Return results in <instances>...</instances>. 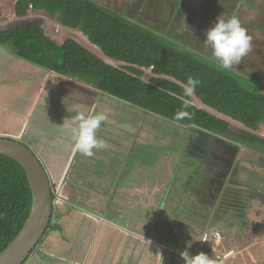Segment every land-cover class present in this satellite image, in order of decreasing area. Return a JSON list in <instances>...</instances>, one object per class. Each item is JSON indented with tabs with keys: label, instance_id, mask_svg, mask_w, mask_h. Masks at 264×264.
<instances>
[{
	"label": "rangeland",
	"instance_id": "374dc122",
	"mask_svg": "<svg viewBox=\"0 0 264 264\" xmlns=\"http://www.w3.org/2000/svg\"><path fill=\"white\" fill-rule=\"evenodd\" d=\"M14 1L0 0V29L24 24L12 17ZM92 1L99 5L103 3L118 12L123 11L127 2ZM176 2L179 6L185 2V6H188L186 13L194 15L195 11L197 17L199 16V9L195 5L202 1ZM258 2L251 1L256 5L263 4ZM260 8L264 11L263 5ZM176 9L179 10L178 7ZM133 11L135 18H141L148 24L141 25L139 21H135L143 28L162 40L213 63L209 59L210 49L205 38H201L199 33L193 34L197 31L198 23L181 24V29L186 28L191 37L184 30H175L176 26L172 24L163 30H155L152 25L156 24L141 17L136 6L132 9L131 16ZM253 14L258 16L255 12L251 16ZM30 15L32 19L38 18L44 22L46 34L58 45L72 39L106 64L120 69L117 63L104 57L78 31L61 27L56 19L43 12H32ZM251 26L258 30H250L251 50L230 72L239 73L240 77L247 79L235 75L247 86L251 79L264 85V37L258 36L264 25L252 23ZM157 27L163 28L161 24H157ZM25 64L30 67L28 70L23 69ZM213 64L221 68L217 63ZM38 71V67L17 59L11 47L0 48V138H6L4 132L14 133L27 116L26 133L20 143L40 158L54 192L58 191L55 202L57 212L51 221L54 229L49 228L41 240L43 251L38 247L25 264H43L39 261L40 258L48 262L46 264H53L48 261L51 260L49 257L48 260L45 258L44 250H48L47 253L60 250L58 255L63 253L70 258L74 254V247L78 250L74 249L76 254L82 253L78 259L90 257L88 264H141L139 254L136 255L140 245L137 246L134 242V239H138V234L149 242L148 245H152L146 249L152 251L145 254H154L150 264H184L180 256L181 250H187L190 256L204 253L217 264L208 250L212 245L210 240L201 246L202 250L198 253L194 249L200 238V231H197L199 226L207 231L209 229L204 232L208 234L207 237L218 232L222 245H225L224 249L235 251L234 262H237L234 264H238L239 253L231 249V241L226 237L229 231L224 224L209 225V212L217 191L221 189L216 182H220L218 177L231 171L236 160L243 165L239 166V175H254L253 180L257 176H264V165H256L257 162L263 163L262 154L248 151L238 154L239 144L229 138L214 137L207 140L205 136L198 135L188 127L172 124L117 99L99 94L91 87L85 88L84 84L76 80L59 78L52 73L41 74ZM150 77V72H144L141 80L148 83ZM189 97V102L201 109L202 105L194 95L190 94ZM79 113H103L108 117L97 130V137L106 141L108 146L102 150H94L91 157L82 155L73 147L71 119ZM229 122L231 132L243 130L240 125ZM248 164L253 168L250 172L246 168ZM72 209H76L75 212L67 215V211ZM60 210H63V214L59 215ZM101 214L106 215L114 224L125 227L129 237L118 234L113 238L108 233L110 229L106 233L100 232L103 224L100 220ZM234 215L232 211L229 212L226 220L235 219ZM249 215L250 221L253 219L258 222L257 234L264 236V206L258 209L254 206ZM252 225L253 222H249L246 229L239 231L238 235L245 244L253 245L252 252L256 256H262L258 264H264V243L254 237L256 234H252ZM142 237L140 239L143 240ZM112 240L116 242L114 245ZM156 245H161L163 250ZM179 245L180 252L177 250ZM80 246L81 249L78 248ZM126 253L128 255L123 257Z\"/></svg>",
	"mask_w": 264,
	"mask_h": 264
},
{
	"label": "trees",
	"instance_id": "16d2710c",
	"mask_svg": "<svg viewBox=\"0 0 264 264\" xmlns=\"http://www.w3.org/2000/svg\"><path fill=\"white\" fill-rule=\"evenodd\" d=\"M29 11L43 12L60 26L78 31L120 69L106 64L72 39L61 45L50 40L41 19L0 30V47H11L17 59L44 72L76 80L172 124L188 127L207 140L229 138L264 154V140L253 134L264 124V85L255 79L249 80L247 86L236 77L243 78L239 73L217 68L214 62L162 40L92 0H18L14 5L16 18L26 17ZM149 71L151 77L145 83L141 77ZM189 77L200 82L192 94L201 109L192 105L185 93ZM181 113L187 115L181 117ZM229 121L243 130L231 132ZM31 205L24 170L0 155V253L21 231Z\"/></svg>",
	"mask_w": 264,
	"mask_h": 264
},
{
	"label": "crops",
	"instance_id": "0c3cea01",
	"mask_svg": "<svg viewBox=\"0 0 264 264\" xmlns=\"http://www.w3.org/2000/svg\"><path fill=\"white\" fill-rule=\"evenodd\" d=\"M17 1L18 0H15L14 3H12V17L14 19L19 20V21L23 22L24 24L38 19V18L32 19L31 15H30L32 13L31 11H29L27 16L24 18H16L15 14H14V5ZM38 14H39V12H38ZM43 29H44V26H43ZM44 32H45V29H44ZM45 36L47 38H49L50 40H52L51 36L47 35L46 32H45ZM6 46H8V45H6ZM0 48L3 49L4 47H0ZM28 68H30L28 65H26V64L23 65V69L28 70ZM38 72L41 74H44V73L47 74V72H44L41 69H39ZM58 77L64 78V77H60V76H58ZM65 79H69V78H65ZM82 86H84V85H82ZM84 87L88 88V86H86V85ZM88 90H90V89H88ZM99 94H101V93H99ZM34 105H37V103H35ZM32 107H33V105H32ZM30 112H28V114ZM27 120L28 119L26 116V118L22 121L20 127L17 129L18 131L16 130L14 133L4 132V137L11 138L15 141L20 142L24 138L25 133H26L25 129H27ZM16 132H17V134H15ZM34 135H37V134H34ZM32 140H35V139H32ZM242 151L252 152V153L257 154V155L262 154L261 155V158H262L261 161L263 163L257 162L256 165H258L259 167L264 165V154L263 153L256 152L250 148L239 145L238 154H240V152H242ZM36 157L38 159H40L37 155H36ZM238 158H239V155H238ZM237 164H238V166H237ZM239 166L242 167L243 165L239 164V160H236L233 163V169L231 171H229L224 176L218 177L220 182H218V181H216V182L221 189L219 191H217V196L215 197L214 202L212 204V210L209 212L210 213V215H209L210 219H209L208 224L209 225L215 224V226H219L220 224L225 225L224 226L225 229H227L229 231L228 232L229 234H227L226 237L228 239H230V241H231L230 247H231V249H234V250L238 251V253H239L240 257H238V264H258V261H259V259L260 260L262 259V256H259V255L256 256L254 254V252H252L253 251V245L252 244L251 245L245 244L244 240L242 241V237H239L238 234H239V231H244V229H246L245 226H247L249 224V222L250 223L253 222L252 230H254L253 231L254 233H252V234H254V235L256 234L257 236L255 235L254 237L256 239L259 238L260 242L264 243L263 242L264 236H259L257 234L258 227L256 226V224H258V222L253 221V219H252V221H250L251 217H249L250 216L249 214L253 210L254 206L257 209L260 208L261 206H264V176H257V177H255V180H253L254 175H251L249 177L239 175V173H240L239 172V168H240ZM246 168H247L248 172H250V169H253L252 166H250L249 164L246 166ZM75 210L76 209L68 210L67 215H70V212L71 213L75 212ZM83 210L87 211L85 209H83ZM231 211L233 212V214H235L234 215L235 219L232 218L230 221L226 220V214H228ZM59 213L63 214V210H62V212L60 210ZM64 215H66V214H64ZM100 220H102V222H103L102 227L100 228V232L104 231L106 233L107 230L110 229L108 231V233L110 232V236H112L113 238L118 236V234H119V236L121 234V236L129 237L125 227L118 226V225L114 224L112 222V220H109L106 217V215L104 216V214H101ZM208 228H209V226H208ZM197 231H200V235H199L200 238H198L199 242H198V244H195L197 246L194 249L198 253L199 250H202V247H201L202 246V240H203L204 236L207 237L208 234H205V233L208 232L209 229L207 231V229L203 228L202 226L201 227L199 226L197 228ZM134 234L135 233H133V235ZM137 236H138V239H134V237H132L134 239V242L137 243V246L140 245L139 247H137L138 250L136 251V255L139 254V257L141 258V260H140L141 264H150L154 258L153 257L154 254L153 253H152V255H149V254L145 255V254L148 253V251L150 250V249H148V250H146V249L152 245H148L149 242L144 237H142L140 234H138ZM141 237L144 239L143 240L140 239ZM113 240H115V239H113ZM184 240H187V239L184 238ZM138 242L140 244H138ZM187 242H189V240ZM113 243H116V242L113 241L112 245H114ZM156 246H158L159 248L162 247L161 245H156ZM223 246H225V245L223 244L222 247ZM178 247L181 248V245H179ZM185 247H186V243H185ZM39 248H41V250L43 251L42 244L39 246ZM78 248L81 249V246ZM151 248L153 249V247H151ZM74 249H75V247H74ZM74 249L72 250V252L74 254H72V256L70 258L68 256H64L65 254H63V253L58 255L57 253L60 252V250H55V252L51 251V253H49V252L47 253L48 250H44L46 252H43V253H45V256H46L45 258L47 259V257H49V259H51V260H48V259L47 260L51 261L53 264H56V262H57V264H88L87 261L90 257H87L83 260L78 259V256L81 255L82 253L76 254V251H78V250H76L77 248L75 249L76 251ZM142 250L143 251L145 250V251H144V253L142 252V254H141ZM161 250H163V247L161 248ZM150 251H152V250H150ZM134 252H135V248H134ZM54 253H55V255H54ZM143 254H144V257H142ZM163 254L164 253L162 252L161 253L162 260H163ZM126 255H128V253H126L123 257H126ZM119 256L122 257L121 255H119ZM39 261L43 264L48 263V262H44V260H41V258ZM155 262H156V260H155ZM235 262H237V260ZM119 263H121V262H118V264ZM156 263L159 264V262H156ZM97 264H98V262H97Z\"/></svg>",
	"mask_w": 264,
	"mask_h": 264
},
{
	"label": "clouds",
	"instance_id": "9594fccd",
	"mask_svg": "<svg viewBox=\"0 0 264 264\" xmlns=\"http://www.w3.org/2000/svg\"><path fill=\"white\" fill-rule=\"evenodd\" d=\"M205 42L210 49L209 59L228 71L239 65L252 47L251 37L247 35V30L242 27L240 19L236 16L227 20L219 17L216 23L206 31ZM199 83L198 79L189 77L185 93L192 94ZM185 115L187 113L180 114L181 117ZM107 119V115L103 113L75 115L71 119V133L75 150L84 156L91 157L94 155V150L105 149L108 146L107 142L97 137V130ZM53 197L52 195V200ZM54 208H56L55 205ZM180 256L184 264H214L204 253L190 256L189 252L185 250L180 253Z\"/></svg>",
	"mask_w": 264,
	"mask_h": 264
},
{
	"label": "flooded vegetation",
	"instance_id": "af4514ba",
	"mask_svg": "<svg viewBox=\"0 0 264 264\" xmlns=\"http://www.w3.org/2000/svg\"><path fill=\"white\" fill-rule=\"evenodd\" d=\"M176 1L177 0H135L134 2V0H127L123 9V11L127 12H118L114 8L105 6L102 2H100L102 5L96 3L115 15H121L132 23L139 21L142 25H148L144 23L143 19L135 18L134 11L131 16L130 13H132V9L136 6L137 13H140L141 17H145L152 24H156L152 25L155 30H163L167 25L172 24L176 26L175 30H184L188 36H191L190 33L186 31V28L181 29V24L185 22L198 23L197 31L193 32V34L197 35L199 33L201 34V38H205L207 27L211 28L219 17L225 20L232 16L238 17L242 27L247 30V35L251 38L252 32L250 30L253 29L254 31H258L254 29L251 24L264 25V11L260 8L261 5L264 6V0H257L259 1L258 3L263 2V4L257 5L251 3L252 0H198L202 1L195 5L196 8L199 9L198 17L195 11H193L194 15L186 13L185 10L188 9V6H185V2L182 6H179ZM176 7H178L179 10H177ZM252 12L257 13L258 16L254 14L251 16ZM157 24H161L163 28L159 29ZM256 34L257 33H255V35ZM258 36L264 37V29L258 32Z\"/></svg>",
	"mask_w": 264,
	"mask_h": 264
},
{
	"label": "water",
	"instance_id": "95a60500",
	"mask_svg": "<svg viewBox=\"0 0 264 264\" xmlns=\"http://www.w3.org/2000/svg\"><path fill=\"white\" fill-rule=\"evenodd\" d=\"M0 155L12 159L24 170L32 200L29 217L18 235L0 253V264H24L40 246L38 244L53 221L54 188L42 163L25 145L8 138H0Z\"/></svg>",
	"mask_w": 264,
	"mask_h": 264
},
{
	"label": "built area",
	"instance_id": "2783aa9c",
	"mask_svg": "<svg viewBox=\"0 0 264 264\" xmlns=\"http://www.w3.org/2000/svg\"><path fill=\"white\" fill-rule=\"evenodd\" d=\"M30 10H31V6H30ZM253 134L257 135V137L264 140V124L259 128L257 132ZM57 193H58L57 190L53 192V196L55 198L53 204L55 206H56L55 202L57 200V196H56ZM219 235L220 234L218 232H215L209 235V237L204 236L202 240V246L210 240L212 242V245L210 246L209 250H210L211 255L214 257L216 263L217 264H234V260L236 256L235 251L225 250L222 247V238Z\"/></svg>",
	"mask_w": 264,
	"mask_h": 264
}]
</instances>
